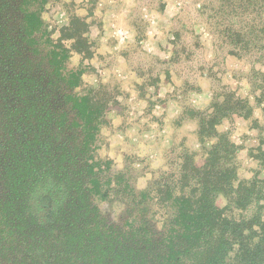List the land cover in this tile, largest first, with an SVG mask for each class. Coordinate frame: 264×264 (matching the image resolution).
<instances>
[{
  "label": "trees",
  "instance_id": "16d2710c",
  "mask_svg": "<svg viewBox=\"0 0 264 264\" xmlns=\"http://www.w3.org/2000/svg\"><path fill=\"white\" fill-rule=\"evenodd\" d=\"M45 1L18 0L14 27L0 0V264H264V183L257 171L239 178L238 146L218 128L250 117L255 105L232 89L190 109L199 141L212 142L204 162L184 149L176 170L148 188L125 182L118 193L127 198L126 219L112 221L99 202L125 177L105 174L96 148L105 113L122 102L99 87L75 91L84 71L67 63L72 51L92 56L80 31L86 23L74 15L51 39ZM244 1L245 16L229 1L236 9L217 23L239 57L264 48V0ZM248 15L241 26L238 17ZM248 81L262 105L264 72L252 65ZM257 158L264 166V150ZM220 194L228 206L217 204Z\"/></svg>",
  "mask_w": 264,
  "mask_h": 264
},
{
  "label": "rangeland",
  "instance_id": "374dc122",
  "mask_svg": "<svg viewBox=\"0 0 264 264\" xmlns=\"http://www.w3.org/2000/svg\"><path fill=\"white\" fill-rule=\"evenodd\" d=\"M9 11L5 24L19 26L14 15L18 0H1ZM237 4L228 7V2ZM244 0H46L42 18L53 40L74 15L85 21L80 31L92 56L72 51L68 67L81 68L78 93L90 88L110 90L122 102V110L105 113L96 153L103 160L105 174L123 175L122 185L110 190L100 207L115 222L126 219L127 199L118 189L125 182L137 189L148 188L163 173L176 170L184 149L202 164L211 141L201 143L197 122L190 109H206L213 98L226 90L248 97L253 114L225 119L219 130L227 131L238 146L235 162L240 179L256 172L264 183V166L257 156L264 150V102L256 105L259 91H252L248 76L252 65L264 72V48L239 57L231 52L219 33L218 19L236 9ZM1 5V4H0ZM264 8V1L260 11ZM226 15L224 17H226ZM245 16V15H244ZM248 15L241 26L251 23ZM225 20V18H223ZM10 20V22H8ZM222 27V24H220ZM43 39L42 41H44ZM69 46L71 40H63ZM45 49V47L43 48ZM254 59V60H253ZM252 61L253 64L250 62ZM2 139H0V143ZM105 161V162H104ZM108 162V163H107ZM230 199L218 195L226 207ZM241 216L242 211L229 209ZM161 211L157 213V217Z\"/></svg>",
  "mask_w": 264,
  "mask_h": 264
}]
</instances>
